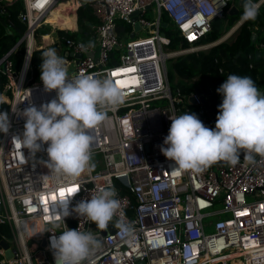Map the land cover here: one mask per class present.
<instances>
[{
	"label": "built area",
	"instance_id": "built-area-1",
	"mask_svg": "<svg viewBox=\"0 0 264 264\" xmlns=\"http://www.w3.org/2000/svg\"><path fill=\"white\" fill-rule=\"evenodd\" d=\"M23 1L20 17L26 30L0 57L2 90L8 93L0 95V113L6 112L10 123L7 133L0 132V241L7 243H0V264H55L50 237L67 227L91 231L101 241L85 264H264V157L247 162L241 152L235 166L218 161L197 172L177 170L161 151L167 147L170 117L189 113L190 106L215 128L218 112L210 105L212 89L199 87L195 75L185 79L194 89L184 94L169 81L168 61L209 47L211 42L199 38L215 17L225 16L232 0H90L98 24L89 41L59 34L53 38L52 30L36 35L45 15L61 2H69L62 13L70 17L72 12L76 18L80 0ZM168 19L187 46H169L167 26L162 25H169ZM118 21L131 25L124 37ZM240 22L241 17L221 37H229ZM21 42L25 48L18 68L12 55ZM34 48L55 49L70 79L81 73L97 78L110 73L125 91V102L88 130L94 138L92 159L79 177L51 173L43 142L35 154L14 147L13 138H22L25 130L24 109L57 97L55 90L45 91L41 72L38 78L30 73ZM258 49L264 51V36ZM109 186L120 203L110 222L112 231L104 234L75 212L63 217L62 201L70 199L71 211ZM120 220L131 226L130 234L115 228Z\"/></svg>",
	"mask_w": 264,
	"mask_h": 264
},
{
	"label": "clouds",
	"instance_id": "clouds-1",
	"mask_svg": "<svg viewBox=\"0 0 264 264\" xmlns=\"http://www.w3.org/2000/svg\"><path fill=\"white\" fill-rule=\"evenodd\" d=\"M258 11L255 0H244L241 21L255 20ZM41 56L40 79L45 91L55 90L57 97L39 108L32 105L24 109L23 137H14L13 144L35 154L43 142L48 145L51 173L57 178L79 177L92 159L94 138L88 130L105 122L108 110L122 105L126 94L110 73L103 78L81 73L70 79L65 61L55 49ZM217 92L223 99L214 129L206 127L194 113L170 117L172 123L164 139L167 147L161 146V151L175 162L177 170L199 172L218 161L235 166L240 163L241 152L247 162H254L256 155L264 157V93L250 77L235 74H230ZM9 127L8 114L0 113V132L7 133ZM115 197L113 187L100 188L71 211L70 199L62 201L61 212L63 217L75 212L104 230L120 207ZM114 226L121 233H131V226L123 220ZM100 246L101 241L91 231L67 227L50 237L55 264H85Z\"/></svg>",
	"mask_w": 264,
	"mask_h": 264
},
{
	"label": "trees",
	"instance_id": "trees-1",
	"mask_svg": "<svg viewBox=\"0 0 264 264\" xmlns=\"http://www.w3.org/2000/svg\"><path fill=\"white\" fill-rule=\"evenodd\" d=\"M243 2L244 0H238V4H236L230 1L226 7L227 12L225 18L215 17L212 20L211 28L199 38V42H214L228 31L236 20L242 16ZM232 5L237 6L236 12L234 10L230 12ZM24 8L23 0H0V14L9 27V31H7L0 22V57L18 41L26 30L27 23L20 17V13ZM61 10L62 9L58 8L56 11L52 12L47 19L49 22L59 27H67L69 21L62 20L67 16H65ZM165 19H167V16H165ZM167 21L169 22L170 20L168 19ZM70 23L72 22L70 21ZM77 24L78 27L82 29L81 32L78 30H64L58 28L55 32L59 35L75 37L83 41L91 40L94 36L98 19L93 13L90 0L81 3L78 7ZM169 24L170 27L166 29V34L170 37L169 46L172 48L187 46L188 43L181 38L177 29L172 23ZM71 26L73 27V24H71ZM261 26H264V4L259 6L258 15L255 20L241 22L235 31L224 40L207 48L188 52L170 59L168 67L169 81L174 80V85L181 86L182 92L184 94H189L194 89V85L185 79L189 80V78L198 75L200 82L204 86L212 89L210 94V105L214 112L219 111L218 106L222 102L221 94L217 92V89L224 83L225 79H227L230 74L250 77L255 82L257 88L262 89L264 87V57L256 56L258 42L262 37H257V35L255 39L252 37L253 32H256ZM117 28L121 33L120 35L124 37L125 33L131 30V25L123 21H118ZM50 29L49 26L42 24L37 28L36 35L39 36L42 33H47ZM24 48L25 44L21 42L12 55L15 65L18 68L23 57ZM44 51L43 48H34L31 53L30 73L33 75V78H38L41 72V55ZM3 86L4 77L0 74V94L4 92V90H2ZM189 113L197 115L196 108L190 106ZM200 120L206 127H211L208 120Z\"/></svg>",
	"mask_w": 264,
	"mask_h": 264
},
{
	"label": "water",
	"instance_id": "water-1",
	"mask_svg": "<svg viewBox=\"0 0 264 264\" xmlns=\"http://www.w3.org/2000/svg\"><path fill=\"white\" fill-rule=\"evenodd\" d=\"M86 1H87V0H80L81 3H85ZM232 10H234V11L236 12V11H237V6H236V5H232V6H231V10H230V12H232ZM69 14L71 15L72 12H69ZM135 18H136V13L133 14V19H135ZM0 22L3 24V26L5 27V29H6L7 31H9V27H8L6 21L4 20V18L1 16V14H0ZM241 22H242V21H241ZM241 22H240V23H241ZM162 25H163V26H168V23L163 22ZM138 28H139V24H138L137 21H135V22H134V29H138ZM260 29H261V30H264V26H261ZM78 31L81 32L82 29H81V28H78ZM133 35H134V31L130 32V36H133ZM256 35H257L256 32H253V34H252L253 39L256 38ZM224 39H225L224 37H223V38L220 37V38L217 39L216 41L211 42V43L209 44V46H211V45H213V44H215V43H217V42H219V41H221V40H224ZM89 54H92V53H89ZM75 55H76V56H81L80 53H76ZM262 55L264 56V53H262V51H261L260 49H257V50H256V56L259 57V56H262ZM199 87L204 88V89H206L207 91H209V87H206V86H204L203 84H200ZM199 87L196 86L195 89H196L197 91H200ZM259 91H260L261 93H264V89H260ZM202 99H203V101H205V99H204L203 97H202ZM205 107L208 109V111H210V116L213 117V113L211 112V108H210V106H209V104H208L207 102H205ZM178 114H179V115H183L184 112L179 111ZM112 230H113V226L111 225V223H109L108 228H106V229H104V230H101V231H102L104 234H106L108 231H112ZM0 243H1L2 245H7V243H6L5 241H0ZM7 252L9 253V251H7ZM139 264H143V261H142V260L139 261Z\"/></svg>",
	"mask_w": 264,
	"mask_h": 264
},
{
	"label": "crops",
	"instance_id": "crops-1",
	"mask_svg": "<svg viewBox=\"0 0 264 264\" xmlns=\"http://www.w3.org/2000/svg\"><path fill=\"white\" fill-rule=\"evenodd\" d=\"M87 2V1H86ZM69 2H61V3H59V4H57L54 8H52L48 13L49 14H47V17L50 15V14H52V12H54V11H56L58 8H60V9H62L63 10V8L65 7L64 5H62V4H68ZM81 4V3H80ZM80 6V5H79ZM78 6V7H79ZM62 10H61V12H62ZM77 12V11H76ZM47 17H46V15H45V19H46V21H45V23H44V25H47V26H49L48 24H47V22H49L48 21V19H47ZM58 19H62V18H58ZM53 20H57V19H53ZM62 20H64V21H69V23H67V27H59L58 25H56L57 27H58V29H64V30H78V24H77V16H76V18H74V14H71V16L68 18V17H66V18H63ZM70 21L72 22V23H70ZM49 23H51V22H49ZM52 25L54 24V23H51ZM71 24H73V27L71 26ZM55 25V24H54ZM50 27V26H49ZM55 27V26H54ZM51 28V27H50ZM54 29V28H53ZM50 29V31L52 30V32H51V36L53 37V38H55L56 37V32H55V30L56 29ZM256 34H257V37H263L264 36V30H261L260 28L256 31ZM262 53H264V51H262ZM261 57V56H260ZM262 57H264L263 55H262ZM262 89H264V87L262 88Z\"/></svg>",
	"mask_w": 264,
	"mask_h": 264
},
{
	"label": "rangeland",
	"instance_id": "rangeland-1",
	"mask_svg": "<svg viewBox=\"0 0 264 264\" xmlns=\"http://www.w3.org/2000/svg\"><path fill=\"white\" fill-rule=\"evenodd\" d=\"M233 2H235L236 4H238L237 2H238V0H232ZM62 5H64V6H66L67 4H62ZM148 13H149V11H148ZM47 14H49V13H47ZM47 14H46V17H47ZM226 15V14H225ZM223 18H225V16L223 17ZM169 23H171V21H169ZM47 24L51 27V29H53V28H58L56 25H52L51 23H49V22H47ZM55 26V27H54ZM170 27V24L165 28V29H168ZM168 67H169V61H168ZM170 69V68H169ZM176 80H177V78H176ZM171 81V85H174V83H175V81L174 80H170ZM208 230H211V227L210 228H207Z\"/></svg>",
	"mask_w": 264,
	"mask_h": 264
},
{
	"label": "bare ground",
	"instance_id": "bare-ground-1",
	"mask_svg": "<svg viewBox=\"0 0 264 264\" xmlns=\"http://www.w3.org/2000/svg\"><path fill=\"white\" fill-rule=\"evenodd\" d=\"M1 96H3V97H6V96H8V93H6L5 91L3 92V94H0Z\"/></svg>",
	"mask_w": 264,
	"mask_h": 264
},
{
	"label": "snow or ice",
	"instance_id": "snow-or-ice-1",
	"mask_svg": "<svg viewBox=\"0 0 264 264\" xmlns=\"http://www.w3.org/2000/svg\"><path fill=\"white\" fill-rule=\"evenodd\" d=\"M127 71H132L131 69H129V70H127ZM115 75V74H114ZM118 83H120L119 81H118ZM61 195H63V193H61Z\"/></svg>",
	"mask_w": 264,
	"mask_h": 264
}]
</instances>
